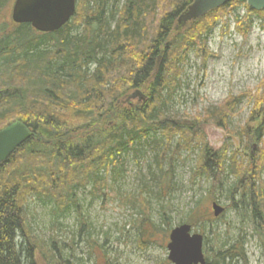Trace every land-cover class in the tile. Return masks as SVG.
<instances>
[{"label": "trees", "instance_id": "trees-1", "mask_svg": "<svg viewBox=\"0 0 264 264\" xmlns=\"http://www.w3.org/2000/svg\"><path fill=\"white\" fill-rule=\"evenodd\" d=\"M193 1L77 0L67 25L40 33L12 21L15 0H0V131L21 122L33 132L0 165V264H74L70 259H77L73 242L67 255L55 234L48 241L34 235L31 203L54 208L61 216L74 206L80 234L86 231V245L94 255L95 234L72 198L89 187L94 198L109 197L114 191L108 179L120 176L130 155L143 158L148 148L161 171L159 181L164 177L170 185L179 154L198 149L193 178L212 180L221 189L228 186L224 214L215 218L207 208L200 209V201L184 222L204 236L206 264H249L248 238L231 239L215 227L228 210L250 223L254 234L247 237L258 238L264 256V83L255 95H231L206 116L226 130L228 117L248 97L254 104L250 123L259 122L239 135L248 156L226 145L213 150L201 120L176 119L166 112L168 101L183 86L188 55L202 54L205 63L208 34L223 16L245 9L244 16L236 14L235 28L247 38L256 19L264 22V11L236 1L175 32ZM131 91L145 93L146 102L129 101ZM166 163L169 169L163 174ZM140 198L144 210L133 227L149 238L161 226L152 222L150 205ZM209 200L218 203L212 191ZM167 221L164 214L161 224ZM60 227L57 223L52 231Z\"/></svg>", "mask_w": 264, "mask_h": 264}, {"label": "rangeland", "instance_id": "rangeland-1", "mask_svg": "<svg viewBox=\"0 0 264 264\" xmlns=\"http://www.w3.org/2000/svg\"><path fill=\"white\" fill-rule=\"evenodd\" d=\"M245 13V9H240L235 14H225L221 22L208 34V55L205 63L202 54L193 51L188 55L183 66V86L174 98L168 101L166 112L169 117L176 119L186 117L201 120L202 134L206 135L208 145L213 150H220L226 145L230 151L238 150L248 156L249 150L245 149L239 135L244 133L243 130L249 124H259L250 123L254 104L248 97L242 101L235 113L228 117L226 130L216 125L213 119L206 117L208 112L222 106L231 95L240 97L249 92L255 95L264 83V22L256 19L248 37L243 38L236 32L235 17L236 14L244 16ZM193 24H187L185 27L177 24L175 32L182 33ZM117 87L121 88L122 85L118 84ZM136 92L131 91L129 94ZM132 102L145 103L146 100L136 98ZM107 118L111 119L110 116ZM113 121H105L102 126H108ZM243 140L246 141L245 137ZM256 146L253 144V149ZM152 150L148 148L143 158L130 155L120 176L108 179V184L114 191L109 197L94 198L89 187L77 191L75 198H72L77 200L81 214L87 219L90 230L95 234L94 240L102 250L97 246L92 251L94 255L91 254V249L86 245V231L80 234L79 218L72 205L61 216L53 213L54 208L31 203L28 215L34 235L39 240L48 241L55 234L59 246L67 248V255L72 254L68 246L73 242L77 259L70 260L74 264H172L168 260L167 249L169 230L185 224L189 212L200 201V209L207 208L213 214L212 202L209 200L211 191L215 194L217 202L227 208L228 186L222 185L221 189L212 180L193 178L199 157L198 149L185 150L179 154V161L173 164L174 176L170 185L164 177L159 181L161 171ZM171 151H174V148ZM168 169L169 165L166 163L162 168L163 174L168 172ZM262 182L264 186V171ZM140 196L150 205L152 222L157 227L161 226L159 231L152 230L153 235L149 238L148 234L142 236L136 227H133V223L141 214L140 211L144 210L141 198L138 200ZM164 214L169 221L161 224ZM57 223L62 224L61 231H52ZM215 227L231 239L239 236L248 238L245 245L248 263L264 264L258 238L247 237L254 234L250 223H244L235 211L228 210ZM193 230L201 232L198 229ZM139 239H142L144 244L140 243Z\"/></svg>", "mask_w": 264, "mask_h": 264}, {"label": "water", "instance_id": "water-1", "mask_svg": "<svg viewBox=\"0 0 264 264\" xmlns=\"http://www.w3.org/2000/svg\"><path fill=\"white\" fill-rule=\"evenodd\" d=\"M241 0H194L178 20L181 27L195 23L222 6ZM254 11H264V0H243ZM77 0H15L12 21L17 25L28 24L40 33L61 30L75 16ZM145 101V95L137 91L130 96ZM33 132L25 124L16 122L0 131V165L23 146ZM213 214L219 218L224 208L212 203ZM168 260L172 264H206L204 236L195 233L189 224H181L171 230L167 245Z\"/></svg>", "mask_w": 264, "mask_h": 264}, {"label": "bare ground", "instance_id": "bare-ground-1", "mask_svg": "<svg viewBox=\"0 0 264 264\" xmlns=\"http://www.w3.org/2000/svg\"><path fill=\"white\" fill-rule=\"evenodd\" d=\"M100 14H101V12H100ZM102 19H103V18H102ZM145 98H146V100H147V97H146V96H145ZM81 161H82V160H81ZM76 162H77V161H76ZM78 164H79V163H78ZM76 169H77V168H76ZM227 188H228V187H227ZM111 189H112V188H111ZM105 195H106V194H105ZM217 204H218V203H217ZM218 205H220V204H218ZM220 206H221V205H220ZM222 207H223V206H222ZM223 208H224V207H223ZM225 209H226V208H224V212H223V214L225 213ZM212 210H213V209H212ZM168 223H169V222H168ZM168 223H167V224H168ZM185 224H186V223H185ZM195 233H197V232H195ZM204 240H205V238H204ZM205 260H206V258H205Z\"/></svg>", "mask_w": 264, "mask_h": 264}]
</instances>
